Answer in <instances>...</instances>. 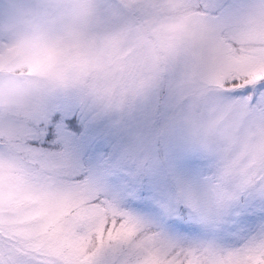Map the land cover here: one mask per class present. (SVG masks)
<instances>
[{"label":"snow or ice","instance_id":"obj_1","mask_svg":"<svg viewBox=\"0 0 264 264\" xmlns=\"http://www.w3.org/2000/svg\"><path fill=\"white\" fill-rule=\"evenodd\" d=\"M254 7L189 0L158 11L98 0L78 31L88 38L141 27L158 35L164 19L191 12L227 38ZM13 8L0 14V26L29 17L57 28L74 15L59 0H16ZM57 101L22 144L0 140V264H264V75L225 80L190 107L158 90L126 102L117 112L138 116L140 131L115 162L95 168L72 150L68 129H80L72 107ZM0 125L15 126L11 110ZM181 158L192 168L205 162L207 174L185 184L176 174ZM158 175L168 177L167 191L145 182ZM133 202L152 214L133 211Z\"/></svg>","mask_w":264,"mask_h":264},{"label":"rangeland","instance_id":"obj_2","mask_svg":"<svg viewBox=\"0 0 264 264\" xmlns=\"http://www.w3.org/2000/svg\"><path fill=\"white\" fill-rule=\"evenodd\" d=\"M59 2L74 6L73 19L66 25L53 28L24 17L16 26H0V115L11 110L15 116L13 128L0 125L1 140L16 139L22 144L29 125L42 118L44 110L58 99V103L72 107L71 118L80 129H68L76 138L72 150L85 165L100 167L115 162L140 131L138 116L117 112L126 102L158 90L177 105L190 107L225 80L264 75V0H253L251 19L227 38L191 12L164 19L158 35L136 27L85 38L78 29L95 13L98 0ZM122 2L147 3L160 11L182 8L189 0ZM15 3L0 0V14L8 10L14 15ZM59 33L69 39H61ZM229 40L236 45L231 46ZM117 90L116 106L102 107L100 102ZM184 159L177 161L176 174L185 184L195 185L207 174V164L201 161L192 168ZM4 163L0 159V167ZM153 180L162 187L168 184L165 175L145 178V182ZM128 206L135 212L152 214L150 208L137 207L136 202Z\"/></svg>","mask_w":264,"mask_h":264},{"label":"clouds","instance_id":"obj_3","mask_svg":"<svg viewBox=\"0 0 264 264\" xmlns=\"http://www.w3.org/2000/svg\"><path fill=\"white\" fill-rule=\"evenodd\" d=\"M117 100H118V90H117V92H114L110 98H108V99H106L100 103H101L102 107H109V106L115 107ZM110 114H111L110 112L106 113V115H110Z\"/></svg>","mask_w":264,"mask_h":264},{"label":"trees","instance_id":"obj_4","mask_svg":"<svg viewBox=\"0 0 264 264\" xmlns=\"http://www.w3.org/2000/svg\"><path fill=\"white\" fill-rule=\"evenodd\" d=\"M229 43H230V45L232 46V45H236L234 42H232L231 40H229ZM241 77H243V76H235V77H233L232 79H236V78H241ZM228 80H231V79H228ZM70 129V128H69ZM71 130V129H70ZM1 140V139H0Z\"/></svg>","mask_w":264,"mask_h":264}]
</instances>
